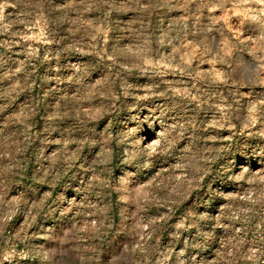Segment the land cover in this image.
<instances>
[{
  "label": "clouds",
  "instance_id": "9594fccd",
  "mask_svg": "<svg viewBox=\"0 0 264 264\" xmlns=\"http://www.w3.org/2000/svg\"><path fill=\"white\" fill-rule=\"evenodd\" d=\"M0 264H264V0H0Z\"/></svg>",
  "mask_w": 264,
  "mask_h": 264
}]
</instances>
